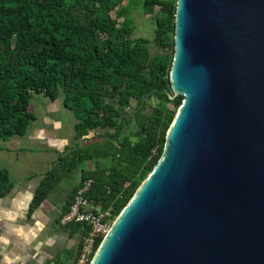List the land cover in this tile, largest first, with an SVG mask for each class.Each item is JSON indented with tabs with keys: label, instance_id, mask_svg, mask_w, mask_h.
Here are the masks:
<instances>
[{
	"label": "water",
	"instance_id": "water-1",
	"mask_svg": "<svg viewBox=\"0 0 264 264\" xmlns=\"http://www.w3.org/2000/svg\"><path fill=\"white\" fill-rule=\"evenodd\" d=\"M161 154L88 264H264V0H175Z\"/></svg>",
	"mask_w": 264,
	"mask_h": 264
},
{
	"label": "trees",
	"instance_id": "trees-1",
	"mask_svg": "<svg viewBox=\"0 0 264 264\" xmlns=\"http://www.w3.org/2000/svg\"><path fill=\"white\" fill-rule=\"evenodd\" d=\"M122 1L0 0V140L26 134L35 119L28 110L35 95L61 97L74 118V144L43 176L31 211L81 162L95 160V168L82 175L81 183L92 180L85 197L103 209L112 207L117 217L161 154L181 100L166 94L175 0H139L154 17L152 42L161 49L151 56L149 40L132 37L131 18L117 25L111 16ZM132 124L135 130L125 134ZM106 129L113 131L89 137ZM11 188L8 171L0 167V198ZM68 226L87 230L78 223Z\"/></svg>",
	"mask_w": 264,
	"mask_h": 264
},
{
	"label": "crops",
	"instance_id": "crops-1",
	"mask_svg": "<svg viewBox=\"0 0 264 264\" xmlns=\"http://www.w3.org/2000/svg\"><path fill=\"white\" fill-rule=\"evenodd\" d=\"M41 95L31 99L28 106L30 112L37 107H45L49 111L70 114L72 123L69 127L62 119L50 116L47 110L39 116L32 112L35 119L26 134L3 141L0 167L8 171L12 188L0 198V264H75L79 254L83 226L70 229L59 222L84 182L81 183L83 173L93 170L96 161L81 162L42 203L30 210L43 176L57 163L62 156L60 154L74 144V118L63 106L61 97L44 102L46 97ZM105 131H91L89 137ZM33 151L36 155L28 154ZM106 162L97 161L101 165H106Z\"/></svg>",
	"mask_w": 264,
	"mask_h": 264
},
{
	"label": "built area",
	"instance_id": "built-area-1",
	"mask_svg": "<svg viewBox=\"0 0 264 264\" xmlns=\"http://www.w3.org/2000/svg\"><path fill=\"white\" fill-rule=\"evenodd\" d=\"M152 152L154 153V150ZM91 183L92 180L88 179L77 189L73 202L59 222L60 225L64 226L70 223H78L87 228L86 232L82 233L79 254L75 264H88L90 262L98 248V239L109 231L116 219L112 207L103 209L99 205H93L85 197Z\"/></svg>",
	"mask_w": 264,
	"mask_h": 264
},
{
	"label": "rangeland",
	"instance_id": "rangeland-1",
	"mask_svg": "<svg viewBox=\"0 0 264 264\" xmlns=\"http://www.w3.org/2000/svg\"><path fill=\"white\" fill-rule=\"evenodd\" d=\"M123 8L125 9V14L118 15L117 12L120 9H123ZM110 14H111V16L113 18L117 19V22H118L117 25H119L120 22L125 19L126 15L131 18V20L133 22V28L131 30L132 37L133 38L144 37V38H147L149 40V42L147 43L146 46H147L148 53H149L150 56L161 52V49L152 42L153 37H154V17H152V15H150L149 13L145 12L142 9L141 2L139 0H123L121 3H119L110 12ZM164 50L168 51V49H164ZM164 50L162 52H165ZM170 94L173 96L172 98H175L176 96H180V95L173 94L171 92H170ZM149 100H150L151 103H153V101H154L153 98H150ZM44 102H48V98H46L44 100ZM135 103H136V101L132 102V106H135ZM38 106H40V105L38 104ZM168 106L170 108H173V106L171 104H168ZM176 108H173L174 111H176ZM45 110H47V112H48V114L50 116L55 117V118H57L59 120L62 119V122L64 124H67L69 127H71L72 121L70 120L71 119L70 118L71 117L70 114L67 115V114H65L63 112L49 111L45 107L42 108L41 106L37 107L32 112L35 115L39 116V114L41 112L45 111ZM146 111L148 112V109ZM122 114L124 116H129L130 112L129 111H123ZM37 119H39V118H37ZM106 130L109 131V132L113 131V129H106ZM133 130H135V125L134 124H132L128 128H126L124 130V133L127 134L129 131H133ZM103 131H105V130H103ZM132 140H134V138H132ZM0 147H3V140H0ZM28 154L36 155V152L33 151V152H29ZM0 155H3V152L0 153Z\"/></svg>",
	"mask_w": 264,
	"mask_h": 264
}]
</instances>
